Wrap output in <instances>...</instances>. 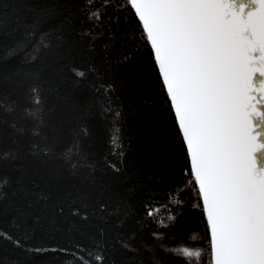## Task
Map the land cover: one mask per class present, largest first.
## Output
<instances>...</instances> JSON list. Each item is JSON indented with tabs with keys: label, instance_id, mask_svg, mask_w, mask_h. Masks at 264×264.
Returning a JSON list of instances; mask_svg holds the SVG:
<instances>
[{
	"label": "trees",
	"instance_id": "obj_1",
	"mask_svg": "<svg viewBox=\"0 0 264 264\" xmlns=\"http://www.w3.org/2000/svg\"><path fill=\"white\" fill-rule=\"evenodd\" d=\"M101 2L0 0V264H187L171 249L208 247L150 43L126 0Z\"/></svg>",
	"mask_w": 264,
	"mask_h": 264
},
{
	"label": "snow or ice",
	"instance_id": "obj_2",
	"mask_svg": "<svg viewBox=\"0 0 264 264\" xmlns=\"http://www.w3.org/2000/svg\"><path fill=\"white\" fill-rule=\"evenodd\" d=\"M109 3L102 0L100 8ZM126 3L138 18L141 38L150 43L172 112L166 145L177 136L182 142L190 164L185 175L193 177L188 183L195 186L200 201L195 206L204 213L208 233L207 249L180 245L172 253L187 264H193L192 258L204 264L206 254L207 264H264V0ZM89 19L100 21L101 11ZM74 71L77 77L86 75ZM34 99L42 103L38 95ZM111 146L123 156L119 127ZM6 183L0 178V190ZM154 211L150 208L147 215ZM171 219L175 223L176 217Z\"/></svg>",
	"mask_w": 264,
	"mask_h": 264
}]
</instances>
